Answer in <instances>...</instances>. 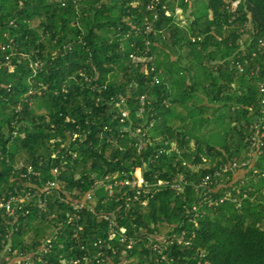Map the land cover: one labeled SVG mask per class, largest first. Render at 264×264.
Masks as SVG:
<instances>
[{"label":"trees","instance_id":"16d2710c","mask_svg":"<svg viewBox=\"0 0 264 264\" xmlns=\"http://www.w3.org/2000/svg\"><path fill=\"white\" fill-rule=\"evenodd\" d=\"M150 1L0 0V198L46 199L0 209V264L7 234L30 252L57 221L34 264H264V0Z\"/></svg>","mask_w":264,"mask_h":264},{"label":"built area","instance_id":"2783aa9c","mask_svg":"<svg viewBox=\"0 0 264 264\" xmlns=\"http://www.w3.org/2000/svg\"><path fill=\"white\" fill-rule=\"evenodd\" d=\"M160 1L161 0H151L149 5H148L149 9H151V10L154 9L155 10L156 9L155 7L160 3ZM181 10L182 9H177L176 10L177 19L181 20L183 23H186L187 19L184 16L181 17V18L178 17V13H180ZM157 18H158V14H156V16H155V19H157ZM242 27H243L242 30L245 31L246 29L250 28V25H249V23L246 22ZM146 30H147V32H153L154 31L152 21H148L147 22ZM258 48L259 49L264 48V39H259ZM132 57H134V56H132ZM243 57L244 56L239 55L237 59H234L232 61V65L235 66L237 68V70H239V71H243L244 68H245L244 64L248 63V59L247 58H245L242 61ZM152 68H154V67H152ZM154 77H155L156 81H159V75H155ZM259 87H260V92L262 94L261 104L264 105V75L260 79ZM141 100L144 101L145 100V96H142ZM262 112H264V110ZM123 115L126 116V112H123ZM263 121H264V119H263ZM263 125H264V123H263ZM252 127L254 129H257V131H260L261 125H260V123H255ZM263 137H264V132H261L260 134H254L251 137V151L249 152V154H251V156L254 155V154H252L254 151H256L257 149L259 150L262 146H264V138ZM140 148H142L141 144H140ZM250 160H251V158L246 160V161H244V162H242L240 165L238 164L237 161H234L231 166L227 165V166H225V168L223 170L227 171L231 167H233L235 170H237V168L239 169L242 166L248 165ZM28 167H29V172H33V167L31 165H29ZM137 169H140V176H138V177L136 176ZM54 172L55 173L59 172L58 167L54 168ZM217 175H219V173H216L215 176H217ZM215 176L212 177L211 175H207L206 177L203 178V182L202 183L204 185H208V184L212 183L213 178ZM134 177L135 178H133V179H126L125 178V179L122 180L121 183L123 185L130 186V187H134L138 183H140V184L143 183L144 182V175H143V169L141 167H137L135 169ZM107 178L110 179L109 177H107ZM114 183L108 182L107 185H106V192L110 196L113 193V185H114ZM160 183H163V181H160ZM96 184H97V182H96ZM51 185L57 186V182H52ZM40 191L42 192L43 190H40ZM93 195H94L93 192H88L87 195L84 196L82 200H80V201L74 200V202L72 204L73 208L75 210H77V212H78L79 209L85 207V202L87 200L91 199ZM34 197H38V201H37L38 207L44 209L46 207V199H44L41 196V193L39 191H37V190L33 191V192L32 191H28L23 196H12L7 201H4L3 199L0 198V209H5L8 214H13L15 212L14 205H17L18 208H21L22 205H21L20 202L30 200L31 198H34ZM103 216L106 219L110 218L106 214H104ZM52 217H53V219L55 221L56 217H57V214H53ZM67 219H68V222L70 223V222L73 221V216H70ZM55 225H56V227L53 230V232L50 235L47 236V238L43 241V243L37 249H34L33 251H30V252L29 251L24 252V251H20V250L12 251V247H11L10 241L9 240L7 241V239H9V235L7 234L6 238L3 240V247H4L3 251L4 252H8V253L9 252H13V255H11V256H13V261L16 264H34L35 259L41 253L51 251L54 248V245H55V243L57 242V240L59 238L60 230L64 226V222L63 221H57V222H55ZM110 227H111L110 228V238H112V237L115 236V233L117 231V227H118L117 222L115 220H110ZM120 230H121V233L123 234L122 237H121V241H125L126 239L124 237V234L126 232V229L121 227ZM163 239H164L163 237H158L159 241H161ZM180 241H182V238H180ZM97 243H99V242H97ZM131 245H132V242H130L128 244V248H130ZM157 246H158L157 244L153 246L154 250L158 249ZM160 252H162V250ZM11 256H8L7 259H10Z\"/></svg>","mask_w":264,"mask_h":264},{"label":"rangeland","instance_id":"374dc122","mask_svg":"<svg viewBox=\"0 0 264 264\" xmlns=\"http://www.w3.org/2000/svg\"><path fill=\"white\" fill-rule=\"evenodd\" d=\"M215 132H219V131H216L217 130V128L214 126L213 128H212ZM210 133V132H209ZM220 133V132H219ZM53 140H54V138H52V142H53ZM26 156L24 155V153H21V154H19L18 156H17V159H16V163H17V165L19 166V165H22V163H25V164H27V162H25V160H24V158H25ZM243 175H245V172L242 170V171H238L236 174H234V177H235V180L234 181H236L238 178H244V176ZM136 176L138 177V176H140V169H137V171H136ZM255 179V178H254ZM251 180H252V176L250 177V179H249V181L251 182ZM244 183V182H243ZM58 185V184H57ZM99 185L100 184H97V186L99 187Z\"/></svg>","mask_w":264,"mask_h":264},{"label":"crops","instance_id":"0c3cea01","mask_svg":"<svg viewBox=\"0 0 264 264\" xmlns=\"http://www.w3.org/2000/svg\"><path fill=\"white\" fill-rule=\"evenodd\" d=\"M178 9H181V8H178ZM183 16L186 18V14H185L184 10L182 9V10L180 11V13H178V17L181 18V17H183ZM237 172H238V171H237ZM82 199H83V198H82ZM82 199H81V200H82Z\"/></svg>","mask_w":264,"mask_h":264}]
</instances>
